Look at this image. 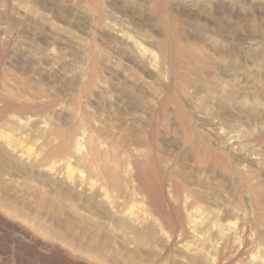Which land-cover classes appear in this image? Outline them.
Returning a JSON list of instances; mask_svg holds the SVG:
<instances>
[{"label":"rangeland","instance_id":"rangeland-1","mask_svg":"<svg viewBox=\"0 0 264 264\" xmlns=\"http://www.w3.org/2000/svg\"><path fill=\"white\" fill-rule=\"evenodd\" d=\"M98 20L116 28L115 33L107 29L104 30L103 23L101 26V22L99 23ZM0 29V130L6 129L8 124L6 122L11 114V116H18L17 118H20L21 122L26 121L27 126L23 130V135L27 145L42 154L41 167L47 166V163L50 165L55 162L58 164L61 160L63 162L66 156L62 154V145L73 137H81L83 142L88 137H93L95 148L92 151L97 156L102 172L111 175L115 173L113 177L110 175L113 179L117 176L116 179L123 185L138 191V195L131 197H129L130 195L128 197L119 195L117 200L113 194L112 199L115 198L113 200H116L117 207L121 212L132 210L134 207V213L138 217V222L141 223L135 228H128L112 212L99 207L95 200L87 196H77V193H70L56 176L46 175L38 169L24 171L18 163L12 161L0 150V175L2 176L0 177V264H198V262L205 264L206 262L200 258H192L180 250V245L183 243L194 244L191 239L181 233L183 225L181 222L182 213H180L182 212L181 199L184 198L181 189L188 180L190 184H197L196 189L200 188L199 190L209 195H206L205 199L200 202L202 205L197 203L195 208H200L203 211L205 208L211 210L217 206L215 201L218 205L226 201V204L230 205L232 202L230 206L240 210L246 208V211L249 212L257 207L261 210L256 215L264 223V0H0ZM125 33L130 37L128 38ZM118 34L122 36L124 34L130 39L129 41L140 42L139 44L144 48L147 47L146 51L149 54L151 52L154 56L160 54L161 47L167 48L168 58L171 54V59H174H172V63L173 61L175 63H173L172 75L165 74L164 77L163 71H166L167 65H163L165 70L161 72L152 67V60L147 59L140 62L136 59L131 48L127 49L130 47V42ZM80 44L85 45V51L80 47ZM123 44L127 47H124ZM16 48L18 49L16 50ZM88 48L91 49L87 51ZM51 50L57 54V59L54 61L46 59V55ZM92 50H95V55L89 61L87 56L93 52ZM194 50L198 57L200 56L204 60L208 57L213 59H210L213 64L212 67L210 66L211 69L209 67L200 69L189 63L187 56ZM35 51L38 56L34 53ZM93 60L94 65H92ZM95 63H98L99 67ZM35 66L39 71H36ZM163 66L160 68H164ZM183 68L184 71L180 72L179 70L182 71ZM65 69L68 70L65 72ZM77 69L80 71L77 72ZM94 69L101 73L97 71L95 73ZM193 69L202 78L201 82L195 81L194 75H189L188 70L193 71ZM82 71L85 73V79L78 77ZM157 77L161 79L158 81ZM80 78L81 83L79 82ZM177 78H179V82L176 81ZM21 79L24 80L20 81ZM98 79L102 80L105 90L103 93L97 91V94L94 84ZM75 80L78 81L75 83ZM164 81L165 83H163ZM185 81L187 84L189 81V85ZM54 83L55 85H53ZM134 83L135 85H131ZM169 83H172V86ZM76 84H78L77 87ZM154 87L155 89H152ZM36 88L41 91L39 97L33 96ZM16 89L20 91L17 93ZM170 89L171 91H169ZM105 91L108 92L104 94ZM19 93L20 95L24 94L23 98L18 96ZM27 93L30 94L27 95ZM82 95L84 96L82 97ZM11 97L16 100H12ZM156 97H160V100L157 101ZM150 100H153V103ZM56 103L59 104V108L60 104L63 105H61V110L57 108ZM66 106L73 110L66 109ZM26 108L27 112H25ZM10 109L11 111H8ZM76 116H78L77 120ZM36 118L38 119L36 120ZM62 119L63 121H61ZM29 120L33 123H28ZM59 121L62 122V125H59L61 124ZM46 123L47 130L53 127V130L56 131L63 127L62 130H59L61 134L57 132L58 130L56 131L59 138L57 137L50 145L44 143L46 134L42 137L37 134L38 130ZM57 123L59 126H55ZM182 126L186 129L183 130ZM32 129L34 130L32 131ZM105 129L107 130L105 131ZM142 131L143 133H141ZM222 131L224 134L220 135ZM105 132L107 133L105 134ZM92 134L94 135L92 136ZM60 135H62L61 140L64 141L62 145ZM209 136H212V141H209ZM222 137L224 138L222 139ZM148 138L149 140H147ZM202 139L204 143L203 141L200 143ZM57 140L58 142H56ZM190 143L192 145L189 147ZM134 148L135 150H133ZM118 150L120 151L118 152ZM234 151L236 153L232 155ZM147 155H149L148 158ZM191 156L195 158H191ZM129 158L134 160L130 161L132 159ZM148 161L151 166L148 165ZM141 162L146 164L142 165ZM234 164L238 169L239 167H243L244 171L248 169V175L251 174L250 178L252 182L253 179L255 182L251 187L252 193L249 191L250 194H248L249 192L244 191L245 184L242 176L229 175V171L236 168ZM139 165L142 169L138 167ZM71 166L77 172L83 171L88 182L93 180L99 182V178L93 176L95 174H92V171H88L81 164L73 162ZM116 166L119 168L117 169ZM120 168L121 170H119ZM223 169L224 173H222ZM178 170H181V174ZM129 171L130 173H128ZM86 172L90 174H86ZM12 174L13 176H11ZM126 175H130L131 178ZM178 176L183 177L179 178ZM220 176H222V181ZM8 178L12 180L10 183L6 182ZM234 181L238 186H234ZM139 184L141 185L139 186ZM174 184L179 186L176 187ZM221 186L222 188H220ZM161 188L162 190L165 188V190L162 191ZM28 190L30 192H26ZM52 190L53 192H51ZM160 190L161 193L163 192L162 194ZM253 190L255 191L253 192ZM175 191L178 193L177 200L180 202L175 201L172 196ZM257 191L258 193H255ZM145 192L150 194L147 195ZM225 193L230 200L227 196H223ZM236 193L238 194L236 195ZM143 194L146 198L143 197ZM148 196L150 197L148 198ZM123 197L125 198L123 199ZM39 198L43 200L41 201ZM157 198L160 204L156 203ZM46 199L49 205L46 203ZM133 199L136 204L134 201L131 202ZM124 201L126 202L124 203ZM204 201H207L208 204ZM139 202L143 205L139 206L141 205ZM145 202L146 204H144ZM138 203L139 205H137ZM148 203L149 206H146ZM243 203L245 205H242ZM71 205L73 206L71 207ZM125 207L127 208L125 209ZM70 208L72 209L70 210ZM153 217H155L154 220ZM161 219L165 220L166 226ZM94 220L97 226L91 222ZM230 220L234 221L235 219L230 218ZM119 226L127 229L128 232L127 230L121 231ZM163 227L165 229L162 230ZM261 229L263 231L260 233L264 234V224ZM180 237H183L185 242L182 239L180 241ZM168 238L170 242L165 243ZM232 250H227L225 254L216 256V262L213 264H239V262L250 264L254 256H259V259L264 260V252L258 251L256 247L250 245ZM188 258L190 259L188 260ZM241 259L245 261L243 262ZM190 260L193 262H189Z\"/></svg>","mask_w":264,"mask_h":264},{"label":"bare ground","instance_id":"bare-ground-1","mask_svg":"<svg viewBox=\"0 0 264 264\" xmlns=\"http://www.w3.org/2000/svg\"><path fill=\"white\" fill-rule=\"evenodd\" d=\"M160 7H162V6H160ZM101 13V12H100ZM100 13H99V15H100ZM102 16H103V13H102ZM40 17H42V16H40ZM39 18V17H38ZM44 19V18H43ZM98 19V18H97ZM102 19V18H101ZM45 20V19H44ZM100 20V19H99ZM98 20V21H99ZM46 21V20H45ZM97 21V22H98ZM102 21H104L103 19H102ZM101 21H99V23H100ZM43 22H41V24H42ZM46 23H48V22H46ZM99 23H97V24H99ZM102 23L103 22H101L100 23V25L102 26ZM40 24V25H41ZM44 24V23H43ZM103 25L104 26H102V27H104V30L105 29H107L108 31H111V32H113V33H115V30H116V28L114 29L112 26H110V25H105L104 23H103ZM42 26V25H41ZM44 26H45V24H44ZM54 27V26H53ZM97 28L99 27V25L98 26H96ZM101 28V27H100ZM1 30V29H0ZM101 30V29H100ZM164 30H166L165 28H164ZM175 30V29H174ZM3 31V30H2ZM51 31V30H50ZM54 31V30H53ZM117 31H119V30H117ZM116 31V32H117ZM176 31V30H175ZM107 32V31H106ZM120 32V31H119ZM165 32V31H164ZM108 33V32H107ZM117 34V33H116ZM126 34V33H125ZM5 35V34H4ZM127 35V34H126ZM174 35H175V33H174ZM118 36H122V35H120V34H118ZM123 36L125 37V35L123 34ZM122 36V37H123ZM128 36V38L130 37L129 35H127ZM117 37V36H116ZM8 38V37H7ZM127 37H125L124 39H126V41H129L130 39H128ZM6 39V38H5ZM9 39V38H8ZM173 39V38H172ZM74 40V39H73ZM75 40H77V39H75ZM7 41V40H6ZM172 41V40H171ZM81 42L83 43V41L81 40ZM130 42V47L129 48H127L128 50L131 48V50H132V52H133V54H134V56H135V58L136 59H138L140 62H144V61H146L147 59H150V61L152 60L153 61V63H152V67L153 68H156V69H158L159 71H161L162 72V70H165V67L163 66V65H167V68H166V71H163V74H164V77H165V74H168L169 76H171L172 75V72H173V63H174V61H173V63H172V59H171V57H170V55H169V58H168V54H167V51H166V49H164L163 47H161V50H160V54L158 55V56H154L153 54H151V52H150V54L146 51V48H144V47H142L139 43H137V42H134V41H129ZM77 43V42H76ZM85 44H86V42H84ZM88 44V43H87ZM81 46V48L85 51L86 50V48L84 47L85 45L83 44H80ZM123 45H125V44H123ZM143 45V44H142ZM87 46V45H86ZM88 46H89V44H88ZM94 46V45H93ZM129 46V45H128ZM170 46V45H169ZM79 47V46H78ZM124 47H127V45H125ZM18 48H16V50H17ZM20 49V48H19ZM91 48H88L87 49V51H89ZM180 49V48H179ZM178 49V50H179ZM95 50H97V49H95ZM95 50H92L93 52L90 54V55H88L87 56V60H92L93 59V55H95L94 54V51ZM125 50V49H124ZM22 51V50H21ZM21 51H19V52H21ZM174 51V50H173ZM18 52V53H19ZM176 52H177V50H176ZM179 52H180V50H179ZM186 52V51H185ZM24 53V52H23ZM34 53H36V51L34 52ZM126 53V52H125ZM124 53V54H125ZM175 53V52H174ZM32 55H33V52L31 53ZM30 54V55H31ZM37 54V56H38V53H36ZM99 54V53H98ZM203 54H205V53H203ZM25 55V54H24ZM59 55V54H58ZM100 55V54H99ZM101 55H103V54H101ZM156 55V54H155ZM22 56V55H21ZM133 56V57H134ZM179 56V55H178ZM185 56V55H184ZM23 57V56H22ZM25 57V56H24ZM27 57V56H26ZM100 57V56H99ZM131 57V56H130ZM174 57H175V55H174ZM188 61H189V63L190 64H192V65H195L197 68H200V69H203L204 67H209L210 68V66L211 65H213L212 64V62H211V60H213V59H211V58H207V59H202L200 56V58L198 57V55H197V52H195V50L191 53V54H188ZM28 58H30V57H28ZM104 58V57H103ZM12 59V58H11ZM14 59H16V58H14ZM23 59V58H22ZM46 59L47 60H50V61H54V60H56L57 59V54L54 52V51H50L47 55H46ZM107 59V58H106ZM106 59H104L105 61H106ZM178 59H179V57H178ZM211 59V60H210ZM174 60V59H173ZM182 60V59H181ZM184 60V59H183ZM182 60V61H183ZM21 61V60H20ZM41 61V60H40ZM64 62H65V60H63ZM103 61V60H102ZM136 61V60H135ZM149 61V62H150ZM44 62H46V61H44ZM84 61H82V63H83ZM93 63H92V65H94V60L92 61ZM111 62V61H110ZM31 63V62H30ZM37 63V62H36ZM43 63V62H42ZM61 63V62H60ZM89 63V62H88ZM114 63V62H113ZM146 63V62H145ZM180 63V62H179ZM178 63V64H179ZM18 64V63H17ZM35 64V63H34ZM46 64V63H45ZM51 64V63H50ZM84 64V63H83ZM96 64V63H95ZM98 64V63H97ZM96 64V65H97ZM115 64V63H114ZM138 64V63H137ZM175 64V63H174ZM177 64V63H176ZM177 64V65H178ZM182 64V63H181ZM119 65V64H118ZM141 65H142V63H141ZM215 65V64H214ZM19 66V65H18ZM85 66V65H84ZM98 66V65H97ZM96 66V67H97ZM160 66H163L164 68H160ZM184 66V65H183ZM182 66V67H183ZM36 68H37V66H35ZM46 67V66H45ZM87 67H88V65H87ZM87 67H85V68H87ZM95 67V69H97ZM99 67V66H98ZM105 67H107L106 65H105ZM115 67V66H114ZM116 67H117V65H116ZM181 67V68H182ZM189 67V66H188ZM212 67V66H211ZM39 68H40V66H39ZM43 68H44V66H43ZM65 68V67H64ZM82 68V67H81ZM145 68V67H144ZM186 68V67H185ZM191 68V67H190ZM41 69V68H40ZM46 69V68H45ZM59 69V68H58ZM58 69H57V71H58ZM75 69V68H74ZM95 69H94V72L96 73V71H95ZM121 69H122V67H121ZM148 69V68H147ZM205 69V68H204ZM211 69V68H210ZM209 69V70H210ZM26 70H28V69H26ZM30 70V69H29ZM66 70H68V69H65V72H66ZM76 70V69H75ZM78 70L79 69H77V72H78ZM114 70V69H113ZM149 70V69H148ZM179 70V69H178ZM191 70V69H190ZM190 70H188V73H190L189 75L191 76V75H194L195 76V81H197V82H201L202 81V78L200 77V75H198V73H197V71L195 70V69H193V71H190ZM31 71V70H30ZM36 71H39L38 70V68H37V70ZM49 71V70H48ZM74 71V70H73ZM80 71V70H79ZM129 71V70H128ZM180 72H183L184 71V68H183V70L181 71V70H179ZM198 71H200V70H198ZM19 72V71H18ZM44 72V71H43ZM76 72V71H75ZM93 72V71H92ZM97 72H100V71H97ZM30 73V72H29ZM34 73V72H33ZM36 73H38V72H36ZM59 73H62V72H59ZM87 73V72H86ZM101 73V72H100ZM116 73H118V72H116ZM186 73V72H185ZM188 73H186V74H188ZM195 73V74H194ZM10 74V73H9ZM32 74V73H31ZM39 74V73H38ZM37 74V76H39ZM41 74V73H40ZM47 74V73H46ZM57 74H58V72H57ZM69 74H70V72H69ZM73 74V73H72ZM71 74V75H72ZM155 74V73H154ZM4 75V74H3ZM11 75V74H10ZM30 75V74H29ZM135 75V74H134ZM160 75V74H159ZM32 76V75H31ZM61 76V75H60ZM64 76V75H63ZM85 76V73L82 71V72H80L79 73V76L78 77H84ZM103 76V75H102ZM140 76V75H139ZM6 77V76H5ZM22 77V76H21ZM49 77V76H48ZM54 78L56 77V76H53ZM69 77V76H68ZM67 77V78H68ZM88 77V76H87ZM155 77V76H154ZM159 77V76H158ZM157 77V79H158V81H159V79H161V78H158ZM161 77H162V75H161ZM168 77V76H167ZM20 78V77H19ZM24 78V77H23ZM52 78V77H51ZM81 78L79 79V82H80V80H81ZM169 78V77H168ZM167 78V79H168ZM173 78H175L174 76H173ZM184 78V77H183ZM194 78V77H193ZM6 79V78H5ZM11 79V78H10ZM30 79V78H29ZM33 79V78H32ZM60 79V78H59ZM62 79V78H61ZM83 79V78H82ZM84 79H85V77H84ZM87 79V78H86ZM92 79H93V77H92ZM95 79V78H94ZM103 79H105L104 78V76H103ZM136 79V78H135ZM134 79V80H135ZM178 79L179 78H177V80L176 79H174V80H176V81H178ZM186 79V78H185ZM24 80V79H23ZM22 79L20 80V81H23ZM27 81H28V79H26ZM31 80V79H30ZM72 80V79H71ZM164 80V79H163ZM162 80V81H163ZM170 80V79H169ZM193 80V79H192ZM11 81V80H10ZM52 81V80H51ZM59 81V80H58ZM78 81V80H77ZM76 80H75V83L77 82ZM84 81V80H83ZM93 81H95V80H93ZM106 81V80H105ZM138 81H140V80H138ZM166 82H167V80H165ZM165 81L163 82V83H165ZM187 81V80H186ZM185 81V82H186ZM1 82H2V80H1ZM14 82V81H13ZM55 82V81H54ZM57 82V81H56ZM107 82V81H106ZM132 82V81H131ZM179 82V81H178ZM3 83H5L4 82V80H3ZM9 83V82H8ZM17 83V82H16ZM19 83V82H18ZM24 83V82H23ZM22 83V84H23ZM53 83V82H52ZM60 83H62V82H60ZM81 83V82H80ZM103 82H102V80L101 79H98L97 80V82L94 84V87H95V89H96V92L98 91V92H100V93H103V90H105V88H104V86H103V84H102ZM144 83H146V82H144ZM162 82H161V84H163ZM177 83V82H176ZM192 83V82H191ZM194 83V82H193ZM203 83H206V82H204L203 81ZM79 84V83H78ZM78 84H76V87H77V85ZM93 84V83H92ZM147 84V83H146ZM169 84H171V86H172V83H169ZM177 84H179V83H177ZM181 84V83H180ZM179 84V85H180ZM185 84V83H184ZM186 84H187V82H186ZM209 84V83H208ZM5 85V84H4ZM19 85H21V84H19ZM24 85V84H23ZM28 85H30V84H28ZM43 85V84H42ZM53 85H55V83L53 84ZM61 85V84H60ZM81 85V84H80ZM131 85H135V83L134 84H131ZM150 85H151V83H150ZM181 85H183V84H181ZM187 85H189V81H188V84ZM186 85V86H187ZM5 86H8L7 84L5 85ZM5 86H3V87H5ZM10 86V85H9ZM15 86V85H14ZM63 86V85H62ZM67 86H69V85H67ZM83 86V85H82ZM86 86V85H85ZM84 86V87H85ZM88 86V85H87ZM86 86V87H87ZM167 86H168V84H167ZM2 87V86H1ZM18 87V86H17ZM73 87V86H72ZM75 87V86H74ZM78 87H81V86H78ZM85 87V88H86ZM89 87V86H88ZM91 87V86H90ZM143 87V86H142ZM145 87V86H144ZM183 88L185 87V86H182ZM193 87H194V85H193ZM206 87V86H205ZM213 87V86H212ZM16 88V87H15ZM20 88V87H19ZM18 88V89H19ZM23 88V87H22ZM71 88V87H70ZM92 88V87H91ZM168 88V87H167ZM172 88V87H171ZM179 88V87H178ZM177 88V89H178ZM182 88V89H183ZM187 88H189V87H187ZM12 89V88H11ZM14 89V88H13ZM18 89H16V91L18 90ZM21 89V88H20ZM34 89V88H33ZM73 89V88H72ZM79 89V88H78ZM81 89V88H80ZM86 89H88V88H86ZM90 89V88H89ZM152 89H155V87L154 88H152ZM213 90H214V88H212ZM217 89H218V87H217ZM92 90H94V89H92ZM108 90V89H107ZM150 90V89H149ZM215 90H216V87H215ZM3 91V90H2ZM11 90H9V92H10ZM20 91V90H19ZM19 91H17V93L19 92ZM82 91H83V89H82ZM148 91V90H147ZM152 91H154V90H152ZM169 91H171V89L169 90ZM219 91V90H218ZM12 92V91H11ZM94 92H95V90H94ZM98 92H97V94H98ZM108 91H105L104 92V94L105 93H107ZM172 92H173V90H172ZM84 93V92H83ZM92 93V92H91ZM171 93V92H170ZM188 93V92H187ZM190 93V92H189ZM28 94H30V93H27V95ZM51 94V93H50ZM54 94V93H53ZM78 94V93H77ZM94 94V93H93ZM159 94V93H158ZM162 94V93H161ZM160 94V95H161ZM164 94V93H163ZM175 94V93H174ZM108 95V94H107ZM165 95V94H164ZM19 97H22L23 98V96H24V94L23 93H21V95H20V93H19V95H18ZM33 96L34 97H39V96H41V91H40V89H38V88H36L35 90H34V92H33ZM74 96V95H73ZM80 96V95H79ZM78 96V97H79ZM84 95H82V97H83ZM161 96H163V95H161ZM167 96V95H166ZM171 96V95H170ZM14 97V96H13ZM77 97V96H76ZM76 97H74V98H76ZM89 97V96H88ZM169 97V96H168ZM9 98V97H8ZM12 98V97H11ZM71 98V97H70ZM80 98V97H79ZM79 98H77V99H79ZM170 98V97H169ZM30 99H32V98H30ZM72 99V98H71ZM84 99H85V97H84ZM146 99V98H145ZM12 100H16V99H13L12 98ZM24 100V99H23ZM22 100V101H23ZM33 100V99H32ZM59 100H61V99H59ZM154 100V99H153ZM153 100H150V101H152V103H153ZM156 100L157 101H159L160 100V97H156ZM165 100L167 101V99L165 98ZM164 100V101H165ZM170 100H171V98H170ZM13 101V102H14ZM29 101H31V100H29ZM62 101V100H61ZM60 101V102H61ZM147 101V100H146ZM149 101V100H148ZM155 101V100H154ZM28 102V101H27ZM54 102V101H53ZM65 102V101H64ZM169 102V101H168ZM168 102H167V104H168ZM57 103H59V102H57ZM56 103V104H57ZM61 103H63V102H61ZM160 103V102H159ZM171 103V102H170ZM28 104H29V102H28ZM32 105H33V103H31ZM65 104V103H64ZM166 104V103H165ZM8 105V104H7ZM27 105V104H26ZM30 105V104H29ZM53 105V104H52ZM62 104H60V108L58 107L59 106V104H57L56 106H57V108H59L60 110H61V108H62V106H61ZM158 105V104H157ZM28 106V105H27ZM51 106V105H50ZM54 106V105H53ZM86 106V105H85ZM167 106V105H166ZM3 107H5V106H3ZM8 107H9V105H8ZM15 107L17 108V106L15 105ZM159 107V106H158ZM157 107V108H158ZM164 107H165V105H164ZM16 108H15V110H16ZM29 108V107H28ZM56 108V109H57ZM64 108V107H63ZM143 108V107H142ZM3 109H6V108H3ZM19 109V108H18ZM18 109H17V111H18ZM54 109V108H53ZM52 109V110H53ZM66 109H69V110H71L70 108H67V106H66ZM81 109H83V108H81ZM85 109V108H84ZM150 109V108H149ZM176 109V108H175ZM13 111H15L14 109H12ZM20 110V109H19ZM50 110V109H49ZM48 110V111H49ZM73 110V109H72ZM144 110V109H143ZM152 110V109H151ZM179 110H180V108H179ZM8 111H11V109L10 110H8ZM29 111V110H28ZM176 111H178V110H176ZM25 112H27V108H26V111ZM50 112V111H49ZM58 112V111H57ZM157 112V111H156ZM161 112V111H160ZM159 112V113H160ZM2 113V112H1ZM6 113H7V111H6ZM48 113V112H47ZM50 113H52V112H50ZM66 113V112H65ZM158 113V112H157ZM157 113H156V115H157ZM180 113V112H179ZM9 114V113H8ZM181 114V113H180ZM12 115V114H11ZM10 115V118H9V120H8V122H6V129L5 130H0V150H2L12 161H14V162H16V163H18V165L20 166V168L22 169V170H37L38 169V171H41V172H43L44 174H46V175H52L53 177L54 176H56L57 178H58V180L60 181V182H62L65 186H66V188L68 189V191L70 192V193H77V196L79 195V196H87V197H89L90 199H93V200H95V202L97 203V205L99 206V207H101V208H104V209H106V210H108V211H110V212H112L114 215H116L118 218H119V220L122 222V224H124V225H126L128 228H135V227H137V225L138 224H141V223H139L138 222V217L135 215V211L133 210V208H132V210H129V211H125V212H121V211H119V209H118V207H117V204H116V200H117V197H120L119 195H127L126 197H128V195H130L129 197H131L132 195H138V191H136V189H134V188H132V189H129L127 186H125V185H123L121 182H119L117 179H116V177H115V179H113L112 177H113V175L115 174V173H113L112 175L111 174H105L104 173V171L102 172V168L100 167V165L98 164V159L96 158L97 156H95V154L93 153V151H92V149L93 148H95V145H94V143H93V137H88L86 140H85V142H83V138H81V137H73V139H70L66 144H64V145H62L63 144V142L64 141H62L61 140V136L62 135H60V141H62L61 142V145L63 146V150H62V154H64L65 156H66V158H65V160L62 162V160H61V162L60 163H58V164H55V163H52V164H50V165H48V163H47V166H42L41 167V165H40V163H42L41 162V160H43V158H42V154L41 153H38L37 151H35V150H33L32 149V146L30 147V146H28L27 145V142H26V138L24 137V135H23V130L26 128V126H27V123H26V121L24 122H21L20 120V118H17L16 116H11ZM15 115V114H14ZM19 115V114H18ZM59 115H61V114H59ZM73 115V114H72ZM78 115V114H77ZM183 115H184V113H183ZM183 115H181V116H183ZM6 116V115H5ZM8 116V115H7ZM52 116V115H51ZM151 116V115H150ZM153 116V115H152ZM177 116V115H176ZM35 117V116H34ZM34 117H31L32 119L34 118ZM57 117V116H56ZM74 117V116H73ZM77 117L78 116H76V120H77ZM80 117V116H79ZM91 117V116H90ZM133 117V116H132ZM154 117V116H153ZM1 118V117H0ZM48 118V117H47ZM82 118V117H81ZM80 118V120H82ZM134 118V117H133ZM160 118V117H159ZM184 118V117H183ZM6 119H7V117H6ZM26 119V118H25ZM27 119H29V118H27ZM26 119V120H27ZM38 118H36V120H37ZM114 119V118H113ZM153 119V118H152ZM181 119H182V117H181ZM48 120V119H47ZM79 120V119H78ZM87 120H88V118H87ZM97 120V119H96ZM110 121L112 120V119H109ZM144 120V119H143ZM146 120V119H145ZM177 120H179V119H177ZM1 121V120H0ZM42 121V120H41ZM57 121V120H56ZM55 121V122H56ZM61 121H63V119L61 120ZM61 121H59V123L61 122ZM94 121V120H93ZM157 121V120H156ZM33 123V122H31L30 120L28 121V123ZM55 122H52V123H54L55 124ZM69 122V121H68ZM89 122V121H88ZM90 122H92V121H90ZM44 123V122H43ZM59 123H57V125H55V126H59V125H62V122H61V124H59ZM70 123V122H69ZM86 123V122H85ZM189 123V122H188ZM35 124H37V123H35ZM49 124V123H48ZM59 124V125H58ZM65 124V123H64ZM66 124H67V122H66ZM65 124V125H66ZM94 124V123H93ZM106 124H108V121H106ZM150 124V123H149ZM163 124V123H162ZM34 125V124H33ZM50 125V124H49ZM53 125V124H52ZM96 125V124H95ZM113 125V124H112ZM179 125V124H178ZM68 126H70L69 124H68ZM78 126H80L79 124H78ZM82 126H83V124H82ZM81 126V127H82ZM116 126V125H115ZM133 126V125H132ZM131 126V127H132ZM188 126V125H187ZM29 127V126H28ZM40 127V126H39ZM50 127H52V126H50ZM61 127V126H60ZM74 127V126H73ZM84 127V126H83ZM82 127V128H83ZM93 127V126H92ZM112 127V126H111ZM138 127V126H137ZM189 127V126H188ZM47 128H48V125H47V123L45 124V126H43L40 130H38V132H37V134H38V136H40V137H42L44 134H46V136H44V143L46 144V145H50V144H52L53 143V141H55L56 139H57V137L59 138V136L57 135V133H56V131L58 130V129H56V127H55V129H56V131L55 130H53V127H52V129H50V130H47ZM69 128V127H68ZM67 128V129H68ZM95 128V127H94ZM114 128V127H113ZM115 128H117V127H115ZM182 128H183V126H182ZM4 129V128H3ZM62 129H63V127H62ZM62 129H59V130H62ZM84 129V128H83ZM99 129V128H98ZM97 129V130H98ZM141 129V128H140ZM184 129H186V128H183V130ZM34 129H32V131H33ZM57 131L58 133H60V131ZM70 130V129H69ZM73 130V132H74V129H72ZM72 130H71V132H72ZM101 130H102V128H101ZM107 129H105V131H106ZM116 130V129H115ZM114 130V131H115ZM150 130V129H149ZM153 130H155V129H153ZM208 131H209V129H207ZM206 130V131H207ZM220 130V129H219ZM65 131H67V130H65ZM84 131H85V129H84ZM83 131V132H84ZM87 131V130H86ZM148 131V130H147ZM146 131V134L148 133ZM167 131V130H166ZM189 131V130H188ZM188 131H187V133H188ZM191 131V130H190ZM70 132V131H69ZM82 132V133H83ZM100 132V131H99ZM98 132V133H99ZM108 132V131H107ZM107 132H105V134L107 133ZM140 132V131H139ZM185 132V131H184ZM217 132V131H216ZM27 133V132H26ZM63 133V132H62ZM77 133V132H76ZM89 133V132H88ZM91 133V132H90ZM103 133H104V129H103ZM120 133V132H119ZM141 133H143V131L141 132ZM191 133H192V131H191ZM190 133V134H191ZM29 134V133H28ZM61 134V133H60ZM83 134H85V133H83ZM96 134V133H95ZM128 134V133H127ZM189 134V133H188ZM193 134V133H192ZM203 134V133H202ZM222 134H224L223 133V131L221 132V134L220 135H222ZM94 134H92V136H93ZM101 135V134H100ZM122 135V134H121ZM132 135V134H131ZM143 135V134H142ZM172 135V134H171ZM174 135V134H173ZM194 136H195V134H193ZM192 135V136H193ZM29 136V135H28ZM71 136V135H70ZM140 137H141V135H139ZM184 136V135H183ZM191 136V135H190ZM190 136H188V137H190ZM197 136V135H196ZM204 136V135H203ZM224 136V135H223ZM32 137V136H31ZM83 137V136H82ZM95 137H97V136H95ZM108 137V136H107ZM125 137H126V134H125ZM138 137V136H137ZM147 137H148V134H147ZM210 137V136H209ZM212 137V136H211ZM210 137V139L207 137V139H209V141L212 139ZM218 137V136H217ZM225 137H227V136H225ZM71 138H72V136H71ZM132 138V137H131ZM190 138H192V137H190ZM202 138V137H201ZM224 137H222V139H223ZM95 139V138H94ZM108 139V138H107ZM107 139H106V141H107ZM127 139H128V137H127ZM143 139V138H142ZM152 139V138H151ZM180 139V138H179ZM195 139V138H194ZM197 140H199L198 138H196ZM219 139V138H218ZM230 139V138H229ZM30 140V139H29ZM41 140V139H40ZM109 140V139H108ZM116 140V139H115ZM118 140V139H117ZM116 140V141H117ZM145 140H146V138H145ZM147 140H149V138L147 139ZM153 140V139H152ZM59 141V142H60ZM111 141V140H110ZM109 141V142H110ZM173 141V140H172ZM183 141H184V139H183ZM188 141V140H187ZM187 141H186V143H187ZM191 141V140H190ZM203 141V139L202 140H200V143ZM212 141V140H211ZM227 141V140H226ZM56 142H58V140L56 141ZM129 142V141H128ZM127 142V143H128ZM134 142V141H133ZM149 142V141H148ZM224 142V141H223ZM228 142H229V140H228ZM42 143V142H41ZM118 143V142H117ZM203 143H204V141H203ZM219 143V142H218ZM34 144H36V143H34ZM85 144V145H84ZM129 144V143H128ZM140 144H142V143H140ZM150 144V143H149ZM135 145V144H134ZM155 145V144H154ZM189 145V144H188ZM192 144L190 143V145H189V147L191 146ZM225 145V144H224ZM229 145V144H228ZM56 146H58L57 144H56ZM120 146V145H119ZM118 146V147H119ZM123 146V145H122ZM136 146V145H135ZM142 146H143V144H142ZM151 146V145H150ZM184 146V145H183ZM218 146H220V145H218ZM217 146V147H218ZM221 146H223L222 144H221ZM230 146H232V145H230ZM229 146V147H230ZM53 147V146H52ZM102 147V146H101ZM127 147V146H126ZM194 147V146H193ZM193 147H191V148H193ZM38 148V147H37ZM42 148H43V146H42ZM99 148H100V146H99ZM109 148V147H108ZM115 148H116V146H115ZM123 148V147H122ZM186 148V147H185ZM213 148V147H212ZM224 147H222V149H223ZM46 149V148H45ZM138 149V148H137ZM136 149V150H137ZM197 149V148H196ZM215 149H216V147H215ZM227 149V148H226ZM230 149V148H229ZM37 150V149H36ZM124 150V149H123ZM130 150V149H129ZM133 150H135V148L133 149ZM210 150H212V149H210ZM223 150H225V149H223ZM53 151V150H52ZM61 151V150H60ZM116 151V150H115ZM120 150H118V152H119ZM139 151V150H138ZM213 151V150H212ZM226 151V150H225ZM236 151H237V149H236ZM46 152H48V151H46ZM97 152H98V150H97ZM141 152V151H140ZM181 152V151H180ZM188 152V151H187ZM191 152V151H190ZM201 152V151H200ZM215 152H217V151H215ZM221 152V151H220ZM55 153V152H54ZM186 153V152H185ZM201 153H203V152H201ZM223 153V152H222ZM234 153H236L235 151L232 153V155L234 154ZM46 154V153H45ZM49 154V153H48ZM123 154V153H122ZM142 154H143V152H142ZM214 154V153H213ZM227 154H229V153H227ZM56 155V154H55ZM59 155V154H58ZM132 155H133V152H132ZM144 155H146V154H144ZM196 155V154H195ZM235 155V154H234ZM136 156V155H135ZM138 156H139V154H138ZM148 156L149 155H147L146 157L148 158ZM153 156V155H152ZM229 156V155H228ZM48 157V156H47ZM190 157V156H189ZM208 157H210V156H208ZM207 157V158H208ZM141 158V157H140ZM144 158V157H143ZM157 158V157H156ZM191 158H195L194 156L192 157L191 156ZM199 158H200V156H199ZM203 158H204V156H203ZM202 158V159H203ZM212 158H214L213 156H212ZM111 160H112V158H110ZM129 159H132V158H129ZM137 159V158H136ZM145 159V158H144ZM176 159H178V158H176ZM185 159V158H184ZM211 159V158H210ZM47 160H48V158H47ZM105 160V159H104ZM107 160V159H106ZM134 159H132V160H130V161H133ZM140 160V159H139ZM138 160V161H139ZM171 160V159H170ZM186 160V159H185ZM194 160V159H193ZM192 160V161H193ZM214 160V159H213ZM52 161V160H51ZM102 161H103V159H102ZM129 161V162H130ZM191 161V162H192ZM197 161H198V159H197ZM232 161V160H231ZM13 162V163H14ZM46 162V161H45ZM58 162V161H57ZM73 162H75V163H79V164H81L84 168H86V169H88V171L90 170V172L93 174H95V175H93V176H97L98 178H99V182H97L96 180H93L92 182H88L87 180H86V178L84 177V175H83V171L81 172V171H75V169L73 168V166H71L72 165V163ZM109 162V161H108ZM114 162V161H113ZM128 162V161H127ZM126 162V163H127ZM135 163H136V161H134ZM143 162H144V160H143ZM145 162H146V160H145ZM156 162V161H155ZM170 162V161H169ZM208 162V161H207ZM230 162V161H229ZM110 163H111V161H110ZM135 163H133V164H135ZM138 163V162H137ZM147 163V162H146ZM145 163V164H146ZM149 161H148V165H149ZM197 163V162H196ZM195 163V164H196ZM107 164V163H106ZM111 164H113V163H111ZM115 164V163H114ZM116 164H117V162H116ZM121 164V163H120ZM140 164H142V162L140 163ZM144 164V163H143ZM142 164V165H143ZM144 164V165H145ZM190 164V163H189ZM203 164V163H202ZM209 164H210V162H209ZM213 164H214V162H213ZM216 164V163H215ZM136 165V164H135ZM206 165H208V164H206ZM217 166H218V164H216ZM227 165H228V163H227ZM235 165V164H234ZM245 165V164H244ZM1 166V165H0ZM76 166H78L77 164H76ZM109 166H111V165H109ZM114 166V165H113ZM121 166V165H120ZM124 166V165H123ZM149 166H151V165H149ZM175 166V165H174ZM177 166V165H176ZM205 166V165H204ZM233 166V165H232ZM236 166V165H235ZM242 166V165H241ZM17 167V166H16ZM41 167V168H40ZM126 167H127V165H126ZM137 167V166H136ZM136 167H134V168H136ZM138 167H140L141 168V166L139 165ZM183 167V166H182ZM246 167V166H245ZM11 168V167H10ZM115 168V167H114ZM116 168H117V166H116ZM116 168H115V170H116ZM119 168V167H118ZM117 168V169H118ZM133 168V169H134ZM144 169H146L145 167H143ZM147 168H150V167H147ZM179 168V167H178ZM177 168V169H178ZM198 168V167H197ZM234 168V167H233ZM5 169V168H4ZM19 169V168H18ZM142 169V168H141ZM174 169V168H173ZM188 169V168H187ZM210 169V168H209ZM219 169V168H218ZM12 170V169H11ZM119 170H121V168L119 169ZM148 170V169H147ZM146 170V171H147ZM221 170H222V168H221ZM29 171V172H30ZM145 171V170H144ZM149 171V170H148ZM175 171H176V169H175ZM180 171V172H179ZM203 171V170H202ZM212 171V170H211ZM219 171V170H218ZM246 171V172H245ZM244 171V168L243 167H239V169L237 168V166H236V168H234L231 172L229 171V175L230 176H233V177H241L242 176V178H244V186H245V188H244V191H246V192H251L252 193V189H251V187H252V184H253V182H254V179H253V182H252V179L250 178L251 177V174L250 175H248V173H247V171H248V169L247 170H245ZM4 172H5V170H4ZM11 172V171H10ZM15 172V171H14ZM27 172V171H26ZM124 172V171H123ZM151 172V171H150ZM173 172V171H172ZM178 172L181 174V170H178ZM206 172V171H205ZM208 172V171H207ZM255 172L257 173V171L255 170ZM15 173H17V172H15ZM14 173V174H15ZM42 173V174H43ZM85 173V172H84ZM89 173V172H88ZM87 172H86V174H88ZM127 173V172H126ZM128 173H130V171L128 172ZM127 173V174H128ZM178 173V174H179ZM222 173H224V169H223V172ZM247 173V174H246ZM249 173H251V172H249ZM254 172H252V174H253ZM256 173H255V175H256ZM3 174V173H2ZM18 174V173H17ZM90 174V173H89ZM135 174V173H134ZM134 174H133V178H134ZM177 174V175H178ZM202 174V173H201ZM8 175V174H7ZM26 175H27V173H26ZM29 175V174H28ZM112 177H111V176ZM131 175V174H130ZM130 175L128 176V175H126V176H128V178L130 177ZM170 175V174H169ZM173 175V174H172ZM175 175H176V173H175ZM185 175V174H184ZM207 175V174H206ZM210 175H211V172H210ZM254 175V174H253ZM259 175V174H258ZM11 176H13V174L11 175ZM22 176V175H21ZM34 176V175H33ZM88 176H90V175H88ZM115 176V175H114ZM187 176V175H186ZM202 176H204V175H202ZM222 176H224V175H222ZM222 176H220V178L222 177ZM0 177H2L1 175H0ZM17 177H18V175H17ZM31 177V176H30ZM42 177V176H41ZM46 177V176H45ZM53 177H52V179H53ZM55 177V178H56ZM86 177H87V175H86ZM137 177H139V176H137ZM179 177V176H178ZM180 177H183V176H180ZM179 177V178H180ZM185 177V176H184ZM187 177H189V176H187ZM218 177V176H217ZM217 177H216V179H217ZM224 177H226V176H224ZM223 177V178H224ZM228 177V176H227ZM253 177V176H252ZM259 177V176H258ZM27 178H29V177H27ZM37 178V177H36ZM35 178V179H36ZM121 178V177H120ZM131 178V177H130ZM136 178V177H135ZM193 178V177H192ZM196 178V177H195ZM231 178V177H230ZM21 179V178H20ZM33 179V178H32ZM51 179V178H50ZM126 179H127V177H126ZM137 179H139V178H137ZM178 179V178H177ZM182 179V178H181ZM185 179H186V181H187V178L185 177ZM228 179H229V177H228ZM235 179V178H234ZM4 180V179H3ZM18 180V179H17ZM38 180V179H37ZM129 180H131V179H129ZM134 180V179H133ZM204 180V179H203ZM206 180H207V178H206ZM224 180H227V179H224ZM232 180V179H231ZM256 180V179H255ZM261 180V179H260ZM12 180L10 179V178H8V179H6V182L7 183H10ZM29 181V180H28ZM48 181V180H47ZM54 181H56V180H54ZM90 181V180H89ZM135 181V180H134ZM182 181V180H181ZM191 182H192V180H190ZM221 181H222V178H221ZM257 181V180H256ZM259 181V180H258ZM4 182V181H3ZM45 182V181H44ZM123 182V181H122ZM178 182H179V180H178ZM188 182H189V180H188ZM184 183L183 185H182V189H181V187H180V189H181V191H182V193H184V198L183 199H181V203H182V212H180V213H182V216H181V222H182V227H181V233H183L184 235H186V237H188L189 239H191L193 242H194V244L193 245H190V244H192V243H187V244H185V243H183V244H181L180 245V250H182V251H184L186 254H188L190 257H192V258H196V257H198V258H200L202 261H204V262H206V263H208V264H213V263H215L216 262V256H221V255H223L222 253H224L225 254V251H227V250H231V251H233L232 249H236V248H242V247H248L249 245L250 246H253V247H256V249H258V251H262V252H264V234H261L260 233V231H263L262 229H261V227L263 226V224L264 223H262V221L258 218V216L256 215V213L257 212H259L261 209L260 208H254V209H252L250 212L249 211H246V208H245V210H240V209H238V208H236V207H232V206H230L231 204H232V202H231V204L229 205V204H226V202H221V203H219V205L217 204V202L215 201V204L217 205L215 208H213V209H211V210H207L206 208L204 209L205 211H203V210H201L200 208H195L194 206L195 205H197V203H200V202H202L204 199H205V197H206V195H208L206 192L204 193L203 191H201V190H199V189H196V185H194V184H190V183ZM197 182V181H196ZM217 182V181H216ZM229 182H231V181H229ZM261 182H262V180H261ZM31 183V182H30ZM138 183V182H137ZM140 183H143V182H141L140 181ZM208 183V182H207ZM218 183V182H217ZM226 183V182H225ZM235 185L234 186H236L237 184H236V182L234 181L233 182ZM255 183V182H254ZM264 183V182H263ZM6 184V183H5ZM57 184H59V183H57ZM160 184V183H159ZM221 184H222V182H221ZM220 184V185H221ZM230 184V183H229ZM8 185V184H7ZM34 185V184H33ZM141 184H139V186H140ZM175 185V184H174ZM214 185V184H213ZM217 185H219V184H217ZM259 185V184H258ZM264 185V184H263ZM48 186V185H47ZM64 186V187H65ZM176 186V185H175ZM177 186H179V185H177ZM176 186V187H177ZM199 186V185H198ZM229 186V185H228ZM233 186V185H232ZM238 186V185H237ZM21 187V186H20ZM52 187V186H51ZM174 187V186H173ZM205 187V186H204ZM207 187V186H206ZM231 187V186H230ZM12 188V187H11ZM22 188V187H21ZM38 188V187H37ZM50 188V187H49ZM58 188V187H57ZM202 188V187H201ZM220 188H222V186L220 187ZM236 188V187H235ZM234 188V189H235ZM238 188V187H237ZM241 188V187H240ZM259 188V187H258ZM257 188V189H258ZM1 189V188H0ZM25 189V188H24ZM28 189V188H27ZM56 189V188H55ZM148 189V188H147ZM146 189V190H147ZM168 189V188H167ZM251 189V190H250ZM259 189H261V187L259 188ZM48 190V189H47ZM54 190V189H53ZM53 190L51 191V192H53ZM161 190H162V188H161ZM161 190H160V193H161ZM164 190H165V188H164ZM164 190H162V191H164ZM203 190V189H202ZM207 190V189H206ZM213 190V189H212ZM157 191V190H156ZM159 191V190H158ZM223 191V190H222ZM241 191V190H240ZM255 190H253V192H254ZM259 191V190H258ZM258 191L257 192H255V193H258ZM15 192V191H14ZM26 192H30L29 190L28 191H26ZM36 192V191H35ZM42 192V191H41ZM144 192V191H143ZM171 192V191H170ZM226 192V191H225ZM250 192L248 193V194H250ZM260 192V191H259ZM34 193V192H33ZM70 193L68 194V196L70 195ZM146 193V192H145ZM163 193V192H162ZM161 193V194H162ZM216 193V192H215ZM224 193V192H223ZM227 193V192H226ZM226 193L223 195V196H227L226 195ZM244 193V192H243ZM42 194V193H41ZM40 194V195H41ZM46 194V193H45ZM113 194H114V196H116V200H113V199H115V198H113L112 199V196H113ZM147 194V193H146ZM150 194V193H149ZM149 194H147V195H149ZM157 194H159L158 192H157ZM167 194V193H166ZM172 194H174V195H172L174 198H175V201H177V202H180L179 200H177L179 197H178V193H177V191H175V193L173 192ZM238 193H236V195H237ZM240 194V193H239ZM260 194V193H259ZM258 194V195H259ZM263 194V193H262ZM43 195V194H42ZM59 195V194H58ZM140 195V194H139ZM222 195V194H221ZM253 195H255V194H253ZM66 196V195H65ZM142 196V195H141ZM145 196V194H143V197ZM157 196V195H156ZM156 196H155V198H156ZM209 196V195H208ZM216 196H219V195H217L216 194ZM231 196V195H230ZM244 196V195H243ZM242 196V198H244ZM260 196V195H259ZM262 196V195H261ZM27 197V196H26ZM38 197V196H37ZM40 197V196H39ZM52 197H54V196H52ZM60 197V196H59ZM62 197H64V196H62ZM134 197V196H133ZM142 197V198H143ZM150 196H148V198H149ZM160 197V196H159ZM162 197V196H161ZM178 197V198H177ZM211 197V196H210ZM228 197V196H227ZM227 197H225V198H227ZM255 197V196H254ZM258 197V196H257ZM263 197V196H262ZM262 197H259V198H262ZM125 197H123V199H124ZM136 199H138L137 197H135ZM134 198V199H135ZM144 198H146V197H144ZM147 198V199H148ZM154 198V199H155ZM168 198H170L169 196H168ZM173 198V199H174ZM219 198V197H218ZM240 198V197H239ZM247 198V197H246ZM86 199V198H85ZM121 199V198H120ZM123 199H121V200H123ZM128 199V198H127ZM132 199V198H131ZM131 200V202L132 201H134L135 202V204H136V201L135 200ZM146 199V200H147ZM165 199H166V196H165ZM238 199V198H237ZM34 200H36V199H34ZM39 200H43V199H41V198H39ZM45 200V199H44ZM54 200V199H53ZM86 200H89V199H86ZM129 200V199H128ZM128 200H126L127 202H128ZM157 200V204H160V203H158V201H159V199L157 198L156 199ZM156 200H154V201H156ZM161 200V199H160ZM170 200V199H169ZM168 200V201H169ZM213 200V199H212ZM224 200V199H223ZM226 200V199H225ZM228 200H230L229 199V197H228ZM261 200V199H260ZM30 201V200H29ZM59 201V200H58ZM126 201H124V203L126 202ZM138 201V200H137ZM140 202H142L141 200H139ZM144 201V200H143ZM209 201V200H208ZM130 202V201H129ZM139 202V203H140ZM170 203H171V201H169ZM204 202H207V201H204ZM210 202V201H209ZM46 203H47V199H46ZM57 203V202H56ZM82 203V202H81ZM139 203L137 204V205H139ZM169 203V204H170ZM175 203V202H174ZM48 204V203H47ZM46 204V205H47ZM88 204V203H87ZM127 204V203H126ZM134 204V205H135ZM141 204V203H140ZM144 204H146V202L144 203ZM201 204V203H200ZM199 204V205H200ZM207 204H208V202H207ZM237 204H238V201H237ZM236 204V205H237ZM241 204V203H240ZM40 205V204H39ZM39 205H38V207H39ZM49 205V204H48ZM47 205V206H48ZM68 205H70V204H68ZM143 204H141V205H139V206H142ZM161 205H162V203H161ZM172 205V204H171ZM202 205V204H201ZM200 205V206H201ZM242 205H245L244 203L242 204ZM37 206V205H36ZM73 205H71V207H72ZM85 206H87L86 204H85ZM126 206V205H125ZM128 206V205H127ZM138 206V207H139ZM146 206H149V203H148V205H146ZM152 206V205H151ZM154 206V205H153ZM199 206V207H200ZM207 206V205H206ZM239 206V205H238ZM260 206V205H259ZM52 207V206H51ZM179 207V206H178ZM203 207V206H202ZM201 207V208H202ZM208 207V206H207ZM251 207V206H250ZM127 207H125V209H126ZM131 208V207H130ZM153 208V207H152ZM156 208V207H155ZM211 208V207H210ZM47 209V208H46ZM53 209V208H52ZM57 209V208H56ZM72 208H70V210H71ZM161 209V208H160ZM170 209V208H169ZM175 209V208H174ZM48 210V209H47ZM101 210V209H100ZM158 210H159V207H158ZM176 210V209H175ZM51 211V210H50ZM54 211V210H53ZM74 211V210H73ZM75 211H76V209H75ZM97 211H98V209H97ZM136 211H138L139 212V210H136ZM151 211V210H150ZM174 211V210H173ZM77 212V211H76ZM178 212H179V209H178ZM263 212V211H262ZM175 213V212H174ZM179 213V214H180ZM264 213V212H263ZM112 214V215H113ZM137 214V213H136ZM69 215V214H68ZM74 215V214H73ZM77 215V214H76ZM107 215H108V213H107ZM147 216H148V214H146ZM264 215V214H263ZM104 216H105V214H104ZM140 216H141V214H140ZM177 216H179V215H177ZM114 217V216H113ZM113 217H112V219H113ZM145 217V216H144ZM161 217V216H160ZM76 218V217H75ZM77 218H79V217H77ZM98 218V217H97ZM109 218V217H108ZM230 218H234L235 220L234 221H231L230 220ZM80 219V218H79ZM83 219V218H82ZM81 219V220H82ZM115 219H117V218H115ZM148 219V218H147ZM153 220L155 219V217H153L152 218ZM151 219V220H152ZM84 220V219H83ZM162 220V219H161ZM179 221H180V219H178ZM80 221V220H79ZM163 221V220H162ZM165 221V220H164ZM164 221H163V224H164ZM91 222H93L95 225H96V221L94 220V221H91ZM177 222V221H176ZM116 223H118V222H116ZM120 223V222H119ZM156 223H158V222H156ZM105 224H107V223H105ZM104 224V225H105ZM153 224V223H152ZM181 224V223H180ZM160 225V224H159ZM159 225H157V226H159ZM97 226V225H96ZM117 226V225H116ZM121 226V225H120ZM118 227V228H121V227ZM125 226V227H126ZM149 226V225H148ZM164 226H166V224H164ZM178 226V225H177ZM154 227V226H153ZM142 228V227H141ZM154 228H156V227H154ZM171 228V227H170ZM169 228V229H170ZM179 228V227H178ZM140 229V228H139ZM153 229V228H152ZM163 229H165V227H163L162 228V230ZM118 230H120V229H118ZM124 231V230H127V229H123V228H121V231ZM146 230V229H145ZM159 230H160V228H159ZM171 230H173V229H171ZM171 230H169L170 232H171ZM179 231V230H178ZM127 232H128V230H127ZM157 232V231H156ZM155 232V233H156ZM161 232V231H160ZM159 232V233H160ZM130 233V232H129ZM162 233V232H161ZM166 234H168V232H165ZM149 234H151V233H149ZM170 234V233H169ZM154 235V234H153ZM178 235V234H177ZM167 236H169V235H167ZM165 237H166V235H165ZM172 237V236H171ZM171 237H170V239H171ZM179 237V236H178ZM164 238V237H163ZM183 238V237H182ZM181 237H180V241H181V239H182ZM179 239V238H178ZM186 239V238H185ZM188 239V240H189ZM183 240V239H182ZM163 241V240H162ZM172 241V240H171ZM179 241V240H178ZM179 241V242H180ZM184 242H185V240H183ZM166 242H170V240H169V238L168 239H166V241H165V243ZM188 242V241H187ZM179 245V244H178ZM177 245V246H178ZM170 246V245H169ZM173 246H174V244H173ZM173 246H171V247H173ZM176 246V247H177ZM177 250V249H176ZM179 250V251H180ZM183 252V253H184ZM251 252V251H250ZM185 253H184V255H185ZM179 254V253H178ZM236 254V253H235ZM264 254V253H263ZM181 255V254H180ZM180 255H178V256H180ZM184 255H182V256H184ZM243 255V254H242ZM249 255H253V254H249ZM254 255H256V254H254ZM187 256V255H186ZM177 257V256H176ZM243 257V256H242ZM175 258V257H174ZM246 258V257H245ZM248 258V257H247ZM264 258V257H263ZM180 259V258H179ZM182 259V258H181ZM185 259V258H184ZM190 258H188V260H189ZM228 259V258H227ZM231 259V258H230ZM225 260V259H224ZM241 260H243V259H241ZM248 260V259H247ZM184 261V260H183ZM183 261H181V262H183ZM185 261H186V259H185ZM192 260H190L189 262H191ZM236 261V260H235ZM237 261H238V259H237ZM240 261V260H239ZM245 260H243V262H244ZM188 262V261H187ZM193 262V261H192ZM248 262V261H247ZM250 262V261H249ZM180 263V262H179ZM205 263V264H206ZM181 264V263H180ZM197 264V263H196ZM198 264H200V262H198ZM239 264H241L240 262H239ZM244 264V263H243ZM250 264H264V260H262V259H259V256H254V257H252V259H251V262H250Z\"/></svg>","mask_w":264,"mask_h":264}]
</instances>
